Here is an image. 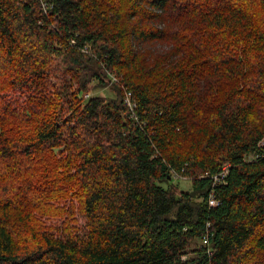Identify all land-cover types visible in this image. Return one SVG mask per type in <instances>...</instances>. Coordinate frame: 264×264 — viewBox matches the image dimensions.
I'll return each mask as SVG.
<instances>
[{
  "label": "trees",
  "instance_id": "obj_1",
  "mask_svg": "<svg viewBox=\"0 0 264 264\" xmlns=\"http://www.w3.org/2000/svg\"><path fill=\"white\" fill-rule=\"evenodd\" d=\"M0 58V264H264V0H0Z\"/></svg>",
  "mask_w": 264,
  "mask_h": 264
},
{
  "label": "rangeland",
  "instance_id": "obj_2",
  "mask_svg": "<svg viewBox=\"0 0 264 264\" xmlns=\"http://www.w3.org/2000/svg\"><path fill=\"white\" fill-rule=\"evenodd\" d=\"M160 27L162 28L163 24L160 25ZM72 44L75 45L76 43H72ZM148 48L150 50H153V51H159V50H165L166 51L168 49H171V46L169 44L166 45V44H162V43H153ZM0 62H1V58H0ZM51 69H53L54 74L50 77V80L53 84H56L57 86H59L61 83L60 79H62L63 66L59 62H55L52 64ZM5 77H7V73H5V71H3L2 66L0 64V85H3L4 87H6L5 83L7 82V81H5ZM109 84L113 85L112 82H109ZM17 86L18 85H16V87H13V85L11 84L9 86V89H7L3 92L0 91L1 99L5 100L7 102L14 101L17 99H19V100L23 99V95L21 94V91L18 90ZM13 88H15V89H13ZM91 89L92 90H90L89 95H86V98H88L89 96H92V95H100V96L106 97V98L107 97H114V93L110 87L104 88V89H102V88L95 89L94 87H92ZM174 182L182 190H191L192 184H191V182H189L187 180H184V179L178 178V177H174ZM73 194L74 193L72 192L70 194V196L72 197ZM75 202H76L75 205L77 207H80L79 203L77 201H75ZM63 206H67V204H63ZM48 222L52 223L55 226H61V223L63 222V220L51 218V219H49ZM69 223H72L71 226L73 227V229H76L78 227H82V226L84 227L85 219L80 213L77 212L75 214V216L71 217ZM54 232L55 231H51L50 233H53L54 235H56ZM58 235L59 234H57V236Z\"/></svg>",
  "mask_w": 264,
  "mask_h": 264
},
{
  "label": "built area",
  "instance_id": "obj_3",
  "mask_svg": "<svg viewBox=\"0 0 264 264\" xmlns=\"http://www.w3.org/2000/svg\"><path fill=\"white\" fill-rule=\"evenodd\" d=\"M72 43H74V42H72ZM109 76L111 78L112 83H118V79L116 78V76H114V75H109ZM126 102L128 103V106L131 108V110H133L134 104L131 101V93L127 92V91H126ZM227 175H228V170H227V168H225L223 173L220 176H222L224 178ZM214 179H215V183H217L220 180L219 176H215ZM209 204H210V206H217L218 205L217 201L215 200V198L213 196H211V198L209 200ZM203 243L208 244V238L205 237L203 240Z\"/></svg>",
  "mask_w": 264,
  "mask_h": 264
}]
</instances>
